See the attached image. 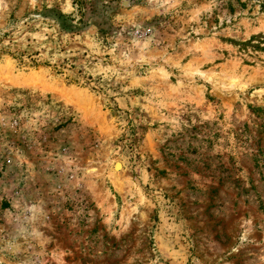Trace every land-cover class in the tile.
<instances>
[{
	"label": "rangeland",
	"instance_id": "1",
	"mask_svg": "<svg viewBox=\"0 0 264 264\" xmlns=\"http://www.w3.org/2000/svg\"><path fill=\"white\" fill-rule=\"evenodd\" d=\"M257 35L264 0H0V264H264Z\"/></svg>",
	"mask_w": 264,
	"mask_h": 264
},
{
	"label": "trees",
	"instance_id": "2",
	"mask_svg": "<svg viewBox=\"0 0 264 264\" xmlns=\"http://www.w3.org/2000/svg\"><path fill=\"white\" fill-rule=\"evenodd\" d=\"M244 47H252L256 49V51L264 53V35H257L251 37L248 41L243 43Z\"/></svg>",
	"mask_w": 264,
	"mask_h": 264
},
{
	"label": "bare ground",
	"instance_id": "3",
	"mask_svg": "<svg viewBox=\"0 0 264 264\" xmlns=\"http://www.w3.org/2000/svg\"><path fill=\"white\" fill-rule=\"evenodd\" d=\"M116 169H117V170L120 169V165H119V164L116 165ZM91 172H94V171L91 170Z\"/></svg>",
	"mask_w": 264,
	"mask_h": 264
}]
</instances>
